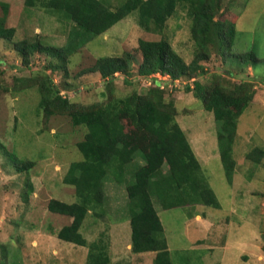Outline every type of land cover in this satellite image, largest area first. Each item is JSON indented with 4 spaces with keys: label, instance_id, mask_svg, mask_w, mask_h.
I'll return each mask as SVG.
<instances>
[{
    "label": "rangeland",
    "instance_id": "rangeland-1",
    "mask_svg": "<svg viewBox=\"0 0 264 264\" xmlns=\"http://www.w3.org/2000/svg\"><path fill=\"white\" fill-rule=\"evenodd\" d=\"M23 1L0 0L9 4L7 25L16 32L12 43L38 38L44 46L65 48L68 59L65 69L54 72L49 67L54 59L42 54L33 55L29 65L23 66L12 43L0 40V143L17 160L35 163L31 170L18 173L0 154V264H85L87 247L56 237L71 218L49 213L47 203L51 199L69 204L77 201L74 188L62 180L72 163L83 161L76 143L84 139L86 128L72 126L65 115L45 116L39 111L38 82L43 76L50 77L61 96L82 106L104 104L110 94L143 93L148 78L138 77L134 85L126 86L122 77H117L108 88L98 73L79 72L97 59L134 52L140 39L157 41L161 35L145 32L138 25L137 11L104 34L92 36L76 29L63 15L25 8ZM102 1L112 9L125 2ZM219 3L222 20L234 23L235 35L223 58L212 49L198 79L205 85L214 76L224 85L250 82L255 93L237 122L233 145L236 167L229 185L218 151L219 123L183 85L173 84L167 91L178 112L176 122L220 205L219 209L198 205L165 210L153 199L173 264H264V157L257 165L246 157L255 148L264 151V0ZM190 24L186 10L178 6L163 34L186 63L195 52ZM247 53L261 61L256 66L241 62L239 57ZM157 80L162 87L164 79ZM105 193L99 216L89 213L83 221L82 236L90 243L105 233L111 264H153V254L130 251L124 185L107 181Z\"/></svg>",
    "mask_w": 264,
    "mask_h": 264
},
{
    "label": "trees",
    "instance_id": "trees-1",
    "mask_svg": "<svg viewBox=\"0 0 264 264\" xmlns=\"http://www.w3.org/2000/svg\"><path fill=\"white\" fill-rule=\"evenodd\" d=\"M23 4L25 8L63 15L76 29L92 36L104 34L137 11L138 25L145 32L161 35L157 41L140 39L134 52L97 59L91 67L79 72L80 75L98 73L108 88L113 87L117 77H122L126 86L134 85L138 77L148 78L145 92L133 90L123 97L110 94L104 104L75 105L60 95L50 77L43 76L38 82V110L45 116L65 115L72 126L86 128L84 139L76 143L83 161L72 163L62 180L64 185L74 188L77 201L69 204L51 199L47 203L49 213L71 218L70 224L60 228L56 237L65 243L87 247L85 264H111L106 234L88 243L80 229L89 213L99 216L106 200L105 183L113 181L125 188L130 251L153 254V264H173L153 199L165 210L198 205L219 209L220 205L176 122L178 112L175 102L167 98V91L177 82L202 102L204 110L213 114L219 123L216 136L219 157L231 185L236 167L233 145L237 122L253 101L254 86L250 82L224 85L219 76L205 85L198 78L204 73L203 66L210 60L212 49H217L223 58L235 35L234 23L222 20L224 12L219 0H125L116 9L102 0H24ZM178 6L186 10L191 22L195 52L189 63L163 35ZM8 17L9 4L0 2V40L12 43L16 32L7 25ZM12 46L23 66L29 65L33 55L42 54L54 59L49 65L51 72L65 69L68 59L65 48L44 46L38 38ZM239 58L253 66L261 61L253 53ZM158 75L164 78L162 87ZM0 154L7 157L18 173L35 166L32 161L17 160L1 143ZM246 157L257 165L264 151L255 148ZM32 190L29 185L28 191Z\"/></svg>",
    "mask_w": 264,
    "mask_h": 264
},
{
    "label": "built area",
    "instance_id": "built-area-1",
    "mask_svg": "<svg viewBox=\"0 0 264 264\" xmlns=\"http://www.w3.org/2000/svg\"><path fill=\"white\" fill-rule=\"evenodd\" d=\"M157 77H161V76L158 75ZM162 78H163V77H162ZM163 79H164V78H163ZM176 83H177V82H176Z\"/></svg>",
    "mask_w": 264,
    "mask_h": 264
}]
</instances>
